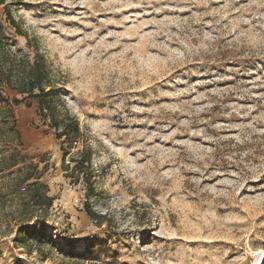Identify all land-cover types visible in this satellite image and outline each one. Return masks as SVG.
<instances>
[{"label": "rangeland", "instance_id": "374dc122", "mask_svg": "<svg viewBox=\"0 0 264 264\" xmlns=\"http://www.w3.org/2000/svg\"><path fill=\"white\" fill-rule=\"evenodd\" d=\"M36 55L82 137L58 141L34 99L12 107L17 136L0 110L13 172L36 166L53 198L24 216L26 184L0 179V264L264 257V0H4L0 57Z\"/></svg>", "mask_w": 264, "mask_h": 264}, {"label": "trees", "instance_id": "16d2710c", "mask_svg": "<svg viewBox=\"0 0 264 264\" xmlns=\"http://www.w3.org/2000/svg\"><path fill=\"white\" fill-rule=\"evenodd\" d=\"M2 4H4V0H0V5ZM8 16L10 19L12 18L9 13ZM52 78V70L42 55H36L33 60L25 59L23 61L9 60L7 56L0 57V104H2L0 110L12 120L9 130L17 136L12 107L23 104L29 99L37 100V114L40 119L55 133L58 141L72 145L82 137L80 127L77 119L62 104L59 89ZM5 88L16 91L22 98L3 97L2 92ZM5 148L6 145H1L0 142V175L3 174L0 179L7 178L8 182H11L6 186L9 189L7 194L20 195L18 191L26 184V195H20L23 215L32 216L34 209L38 208L41 211L44 210V218L45 212L52 206L53 198L47 195V187L38 182L40 174L37 172V167L29 164L25 169L13 172L15 167L24 162V159L23 157L18 158L19 151ZM61 150L63 151V149ZM66 153L64 152V156ZM90 159V151L86 149L79 153L75 159L72 158L70 163H74V170H79L85 163L89 165ZM91 194L90 186L87 196L89 197ZM6 196V193H3L0 197ZM87 202L86 198L85 212L89 217L94 218L95 215L88 207ZM27 224L18 223L17 232L20 233L24 228H29Z\"/></svg>", "mask_w": 264, "mask_h": 264}, {"label": "bare ground", "instance_id": "6f19581e", "mask_svg": "<svg viewBox=\"0 0 264 264\" xmlns=\"http://www.w3.org/2000/svg\"><path fill=\"white\" fill-rule=\"evenodd\" d=\"M260 259H261V257H259L258 259H256V260L254 261V263H253V264H259V262H260Z\"/></svg>", "mask_w": 264, "mask_h": 264}, {"label": "water", "instance_id": "95a60500", "mask_svg": "<svg viewBox=\"0 0 264 264\" xmlns=\"http://www.w3.org/2000/svg\"><path fill=\"white\" fill-rule=\"evenodd\" d=\"M259 264H264V257H262V259H261Z\"/></svg>", "mask_w": 264, "mask_h": 264}]
</instances>
